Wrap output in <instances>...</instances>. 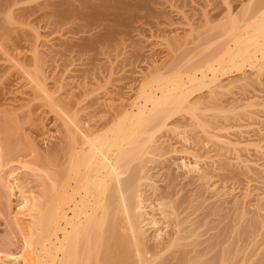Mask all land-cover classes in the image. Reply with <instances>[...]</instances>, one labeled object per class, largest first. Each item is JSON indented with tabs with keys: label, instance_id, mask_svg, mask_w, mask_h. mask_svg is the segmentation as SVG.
I'll list each match as a JSON object with an SVG mask.
<instances>
[{
	"label": "rangeland",
	"instance_id": "374dc122",
	"mask_svg": "<svg viewBox=\"0 0 264 264\" xmlns=\"http://www.w3.org/2000/svg\"><path fill=\"white\" fill-rule=\"evenodd\" d=\"M259 2L0 0V257L20 254L24 244L13 217L20 198L5 178L17 169L28 189L50 194V176L66 166L53 150L68 135L66 112L91 133L112 127L143 83L161 73L173 77L223 49L231 42L225 25L250 18ZM250 67L216 71L222 87L188 83L194 112L173 113L133 161L142 211L167 230L157 239L150 216L141 218L150 264H264V69ZM27 72L48 92L38 94ZM185 159L198 160L199 173L187 171Z\"/></svg>",
	"mask_w": 264,
	"mask_h": 264
},
{
	"label": "bare ground",
	"instance_id": "6f19581e",
	"mask_svg": "<svg viewBox=\"0 0 264 264\" xmlns=\"http://www.w3.org/2000/svg\"><path fill=\"white\" fill-rule=\"evenodd\" d=\"M259 1L264 5V0ZM108 3L110 5V1ZM99 4H103L102 6L106 8L107 2ZM101 5L96 7L93 5L95 9L92 7V10L98 9L99 6L100 11ZM263 5H257L260 6L257 7L259 10H254L255 14L250 13L249 15L252 14L250 18L246 17L247 15L243 16V25L239 24L243 22L241 18L238 19L241 21L233 19L230 25L223 27L226 29L225 34L227 31V40L229 35L231 42L226 41L228 45L223 49L221 46L222 50L219 48L220 51L206 55L208 57L203 59L204 62L200 61L199 65L196 64L198 62L195 63L196 68L200 67L201 63L204 64L201 65L203 67L197 68L196 72L201 71L200 76L193 73L196 69L194 64L189 66L190 70L186 68L181 70L182 72L172 71L173 77L163 76L162 73L158 74V77L156 75L155 81L151 79L156 82L155 84L151 80V83L148 81V84L143 83L139 91H136V97H132V101L129 100L131 104L128 103L130 106L126 107L125 111L128 113H125L126 117L114 122L115 125L113 123L112 127L103 129V132L98 133L100 130H95L96 133H91L90 129L83 128L81 122L77 123L80 120L77 116L73 114L74 118L70 116V112L69 114L64 111L63 107L57 104L58 101H54L53 96H50L54 99L51 101L49 97L51 94H47L49 102H56L55 106L63 109H59L62 110V114L66 112L65 115L63 114L64 117L61 113L59 115L63 119L67 116L64 125L68 128L66 132L68 135L64 138V148H60L63 145L53 148L54 156L65 157V170H63L64 173L58 170L52 173L50 178L53 181V188L49 192L50 196L43 197H39L27 188L17 169L8 173L5 178L6 186L20 198L13 217L17 228L23 234L24 244L20 254H7L0 257V264H150L151 262L144 254L147 253L145 250L147 236L146 232L144 233V223L141 218L150 216L148 223L155 227L157 239H163L167 230L161 228L164 223L161 225L155 214L147 210L142 211L145 209L142 193L138 195L136 191L139 190L136 189V185H134L135 189L133 186L136 183V180L133 183L134 172L136 174L133 161L143 157L147 144L156 142V137L167 128V120L173 113L180 110L194 112L195 106L190 101L194 90L188 83L191 82L194 85L196 82L198 87L215 83L216 87H222L218 85L219 78L217 79L216 71L226 72L228 69L232 71L231 68L241 70V67L246 64L259 73L264 69V8L261 9ZM96 11H93L95 16H97ZM108 11L109 8L106 12ZM87 12L85 15L90 13ZM91 13L87 16L93 18ZM100 13L102 11L99 15ZM11 57L14 64L15 62L18 64V61L20 63V59L17 60L16 56ZM191 67L193 71L189 74L187 72L191 71ZM183 71L189 74V81L181 77ZM207 72H210L212 76ZM27 73L30 76L26 75L29 77V82H32L30 84L34 82L37 85L38 76L36 78V75L32 76L33 73L32 75L31 72ZM208 75L211 76L212 82L204 83ZM38 83L40 85H38L40 88L37 86L38 89L33 84L38 94L41 93L39 89L44 93L48 92L47 88L43 87L45 86L43 83L40 81ZM55 106L52 107L55 108ZM143 135L147 138L144 143H141L140 138ZM61 151L64 153L61 154ZM190 155L197 157V154ZM1 158L0 153V162ZM182 161L189 172L199 173L201 170L198 160ZM151 209L155 210L153 205ZM139 211L142 213H138ZM143 245L145 249H142ZM131 253H135L136 259Z\"/></svg>",
	"mask_w": 264,
	"mask_h": 264
}]
</instances>
